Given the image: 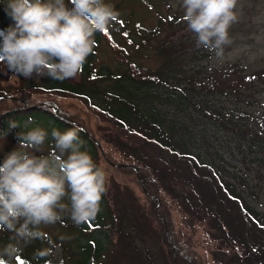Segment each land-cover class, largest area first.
I'll list each match as a JSON object with an SVG mask.
<instances>
[{"label": "trees", "instance_id": "1", "mask_svg": "<svg viewBox=\"0 0 264 264\" xmlns=\"http://www.w3.org/2000/svg\"><path fill=\"white\" fill-rule=\"evenodd\" d=\"M141 1L151 6L150 0ZM116 19L121 21L114 20L108 29L95 35L93 52L76 78H24L26 85H20L17 91L42 93L40 99L8 91L0 95V134L7 131L10 121H15L20 130L21 122L27 118L35 119L34 127L40 120L49 124V130L55 127L63 132L78 127L80 137L88 142L86 151L98 165V142L88 136L80 117L75 118L61 107L57 97L79 98L99 110L117 127L143 140L134 146L114 139L122 148L129 146V153H133L129 154L132 163L119 168L135 173L143 182L146 216L157 225L168 263L210 264L185 244L176 228L169 197L184 204L188 211L203 210L213 219H218V212L227 202L241 214L243 230L256 233L258 227L259 233H264V215L247 199L257 198L264 181V69L246 68L239 61L210 64L211 53L196 47L195 39L184 32V18L176 13L161 17L153 26H130L128 19ZM115 34L139 48L148 46L158 65L138 64L134 56L124 53ZM133 34L137 37L134 40ZM101 37L118 46L125 58L119 62L122 65L113 69L97 66ZM176 167H185L193 178L192 184L205 187L208 183L213 191L201 192L202 200L195 191L179 190L173 184ZM108 215L113 224L110 211ZM96 218L103 217L98 213ZM59 223L71 226L65 216ZM86 225H79L82 236ZM11 236L10 232L0 231V247L10 242ZM257 236L252 238L256 241ZM57 244L65 252L59 264H95L105 248L96 240L73 245L47 233L24 247L15 264H49L50 257L40 256L38 251L53 249Z\"/></svg>", "mask_w": 264, "mask_h": 264}, {"label": "clouds", "instance_id": "2", "mask_svg": "<svg viewBox=\"0 0 264 264\" xmlns=\"http://www.w3.org/2000/svg\"><path fill=\"white\" fill-rule=\"evenodd\" d=\"M14 22L0 30V65L14 75L55 80L76 78L95 47V35L119 16L106 0H0ZM70 5V6H69ZM238 0H182L184 21L197 48L223 61L233 43ZM10 128H17L10 121ZM78 127L51 131L53 148L36 155L49 136L42 127L18 133L19 147L0 162V231L12 233L0 261L15 264L23 248L43 238L41 226H79L95 220L106 194L107 174L87 151ZM65 199L68 203H65ZM52 248L38 251L50 256ZM51 264V262H49Z\"/></svg>", "mask_w": 264, "mask_h": 264}, {"label": "rangeland", "instance_id": "3", "mask_svg": "<svg viewBox=\"0 0 264 264\" xmlns=\"http://www.w3.org/2000/svg\"><path fill=\"white\" fill-rule=\"evenodd\" d=\"M150 1L151 6L141 0H106L119 13L118 17L130 21V26L134 23L153 26L161 17L173 13L184 17L182 0ZM237 12L238 22L233 24L229 30L233 43L225 49L223 61H218L211 53L209 63L219 65L239 61L246 68L264 69V0H238ZM118 19L115 21H121ZM13 23L6 13L4 5L0 4V30L6 29ZM183 29L191 38L195 39L194 33L187 29L186 24ZM132 36L133 40L137 38L134 34ZM115 37L117 42L123 45L124 53L134 56V60L138 64L147 67L158 65L159 61L153 57L148 46L139 48L128 43L129 41H124L121 35L115 34ZM109 42L110 40L104 37L99 40L96 63L97 66L104 65L113 69L122 65L119 62L124 61L125 58L118 50V46H114V42H110L111 44ZM26 80L2 66L0 68V95L8 91L13 95L26 98H43L40 95L42 93H35L32 90L17 91L20 85L24 88ZM9 97L16 99L10 95ZM57 99L63 109L69 111L75 118L76 116L80 117L85 124L84 129L88 136L98 142L100 148L97 152V162L98 166L103 168L107 174L108 190L100 202L99 214L103 218L100 220L95 218L88 222L87 229L84 230L85 236L81 235L79 226L74 225L67 214L65 217L71 226L57 222L54 225L41 226L42 232L51 234L53 238L66 240L73 245L74 243L85 245L92 240L98 241L105 248L100 251L95 264H170L159 240L157 225L146 216L148 204L141 187L143 182L139 181L135 173L124 172L119 168L132 163L129 154L133 153H129V150H132L128 149L129 146L122 148L118 142L115 143L114 139L117 138L121 142L124 141L129 143L128 145L134 146H139L143 140L136 133L120 129L106 115L88 106L79 98L61 95ZM34 122V118L24 119L21 122L20 130L29 131L30 127H34ZM37 126L47 130L49 136L41 150L34 154L47 155L53 148L51 131L55 127L49 130V124H45L41 120L37 121ZM20 130L9 127L7 131L0 134V158L4 159L6 154L19 147L18 133H22ZM81 133L80 131L79 135ZM81 139L84 141L81 150H88V142L82 137ZM176 168H178V173L174 176L173 184L179 190L192 191L193 193L195 191L202 200L204 197L201 192H204L205 189L209 192L213 191V187L208 183L205 184V187L192 184L193 178L185 167ZM247 199L264 215V181L257 190V198L248 197ZM169 200L176 228L182 234L185 244L206 258L210 264L264 263V233L260 234L258 227L255 228L256 233H247L246 230H243L244 220L240 218L241 214L231 204L224 202L226 204L218 212V219H213L203 210L188 211L185 205H182L177 199L169 197ZM64 202L68 203V200L65 199ZM108 210L113 217V224L109 221L111 217L108 215ZM255 234H258L256 241L254 237L252 238ZM74 248L76 247L74 246ZM64 254L62 247L57 244L53 247V254L49 256V262L59 264L63 260Z\"/></svg>", "mask_w": 264, "mask_h": 264}, {"label": "snow or ice", "instance_id": "4", "mask_svg": "<svg viewBox=\"0 0 264 264\" xmlns=\"http://www.w3.org/2000/svg\"><path fill=\"white\" fill-rule=\"evenodd\" d=\"M21 264H23V261H21Z\"/></svg>", "mask_w": 264, "mask_h": 264}]
</instances>
